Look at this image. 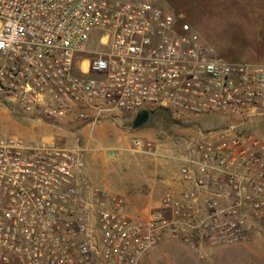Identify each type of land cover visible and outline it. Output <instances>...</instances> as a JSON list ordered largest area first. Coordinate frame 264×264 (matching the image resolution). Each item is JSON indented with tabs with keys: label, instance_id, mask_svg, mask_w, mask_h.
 <instances>
[{
	"label": "built area",
	"instance_id": "built-area-1",
	"mask_svg": "<svg viewBox=\"0 0 264 264\" xmlns=\"http://www.w3.org/2000/svg\"><path fill=\"white\" fill-rule=\"evenodd\" d=\"M0 107L50 136L0 139V264H139L166 239L239 242L264 217V62L215 55L149 0H0ZM143 111L190 136L175 189L131 214L90 185L79 136Z\"/></svg>",
	"mask_w": 264,
	"mask_h": 264
},
{
	"label": "rangeland",
	"instance_id": "rangeland-1",
	"mask_svg": "<svg viewBox=\"0 0 264 264\" xmlns=\"http://www.w3.org/2000/svg\"><path fill=\"white\" fill-rule=\"evenodd\" d=\"M149 1L180 17L189 25L195 40L215 55L232 61L264 62V0ZM114 114L116 119L100 120L79 136L85 149L86 177L93 188L126 199L133 214L155 207L166 192L175 189V144L181 136H190V131L167 118V112L148 127H135L134 117ZM30 129L29 122L10 116L0 107V139H31ZM252 131L264 139V120L255 119ZM65 138L74 140L72 136ZM134 138L152 143L155 152L142 153L134 147ZM152 179L161 184L150 190ZM139 264H264V217L257 218L255 228L239 242L223 244L199 239L192 244L166 239L149 250Z\"/></svg>",
	"mask_w": 264,
	"mask_h": 264
},
{
	"label": "water",
	"instance_id": "water-1",
	"mask_svg": "<svg viewBox=\"0 0 264 264\" xmlns=\"http://www.w3.org/2000/svg\"><path fill=\"white\" fill-rule=\"evenodd\" d=\"M157 116V112L155 111H143L139 113L136 118L139 121V125H135V127H148L152 124L154 118Z\"/></svg>",
	"mask_w": 264,
	"mask_h": 264
},
{
	"label": "crops",
	"instance_id": "crops-1",
	"mask_svg": "<svg viewBox=\"0 0 264 264\" xmlns=\"http://www.w3.org/2000/svg\"><path fill=\"white\" fill-rule=\"evenodd\" d=\"M64 126H66V125H64V123H61L60 125H59V129L57 130V132L58 133H56V136H61V137H64V139H67V138H65V137H69L67 134H64V133H62L61 131H59L61 128H63ZM48 128H46V130H47ZM84 129H88L87 127H83V129L81 130L82 131V134L84 133ZM28 136L29 137H32V139L33 138H37V137H39V136H41V135H38V134H31V133H28ZM44 136V135H43ZM47 136H49V135H47ZM38 139V138H37ZM85 150V149H84ZM177 164V163H176ZM178 165V164H177ZM161 183H159L158 181H154V179H152V183H151V186H150V190L151 189H153V187L154 186H156V185H160ZM173 184V186L175 185V186H177V183H172ZM149 191V190H148ZM150 192V191H149ZM150 196V195H149Z\"/></svg>",
	"mask_w": 264,
	"mask_h": 264
},
{
	"label": "flooded vegetation",
	"instance_id": "flooded-vegetation-1",
	"mask_svg": "<svg viewBox=\"0 0 264 264\" xmlns=\"http://www.w3.org/2000/svg\"><path fill=\"white\" fill-rule=\"evenodd\" d=\"M155 118H157V116L155 117ZM155 118H154V120H155ZM153 120V121H154ZM133 123H134V125H139V121H138V119L137 118H135L134 120H133Z\"/></svg>",
	"mask_w": 264,
	"mask_h": 264
},
{
	"label": "trees",
	"instance_id": "trees-1",
	"mask_svg": "<svg viewBox=\"0 0 264 264\" xmlns=\"http://www.w3.org/2000/svg\"><path fill=\"white\" fill-rule=\"evenodd\" d=\"M163 113H166V111H163V112L159 111V112H158V117L161 116V114H163ZM165 116L168 118V117H169L168 113L165 114Z\"/></svg>",
	"mask_w": 264,
	"mask_h": 264
}]
</instances>
